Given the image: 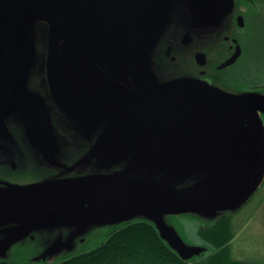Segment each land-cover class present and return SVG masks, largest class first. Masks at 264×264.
Masks as SVG:
<instances>
[{
    "label": "water",
    "instance_id": "water-1",
    "mask_svg": "<svg viewBox=\"0 0 264 264\" xmlns=\"http://www.w3.org/2000/svg\"><path fill=\"white\" fill-rule=\"evenodd\" d=\"M17 1H29L38 13L46 7L50 34L47 66L42 77L45 88L42 94L38 92L43 99L30 90V83L36 73H40L32 69L37 56L29 43L30 23L18 17L17 20L6 18L0 19V30L8 31L22 42L23 53L17 54L15 50V54L20 55V60L22 56L27 65L14 72L8 59L17 57L10 48L6 52L0 49V95H8L13 87L18 89L16 78L21 81L19 85L24 81L17 94L26 105V114L32 115L24 139L38 151L44 163L65 168L71 175L0 190V229L63 227L61 208L65 204L88 215L84 225L105 223L122 214L120 208L112 214L105 212L108 205L102 202L100 195L105 202L109 200L119 206L133 192L161 204L165 211H157L158 216L161 212L236 210L261 186L264 180V121L260 110H264V96L233 94L190 77L158 82L154 73H151V81L132 84L134 86L114 83L102 72L95 56L85 52V45L91 47L87 41L90 36L94 39L96 55L101 53L104 39V51L110 52L115 68L125 73L127 60L120 39L126 40V46L135 39L136 52L142 46L147 55L158 31L167 29L173 21L187 23L184 19L168 17V0ZM183 4L189 5L187 1ZM192 4H197L198 16L214 11L222 13L223 7L226 13H231L235 2L192 0ZM209 22L205 17L201 24ZM109 30L114 35L110 33L112 44L106 47L109 35L104 33ZM189 36L192 38L191 34H186L185 42L189 41ZM200 57L204 63L205 53H198L197 58ZM11 62L13 66L15 63ZM136 64L140 76L148 77L149 60L136 59ZM31 105L36 106L34 110ZM55 106L77 122L71 120L69 125L61 127L54 121L49 133H39L36 124L51 110H57ZM58 128L68 129L78 141H84L85 151L78 159L75 155L62 154L61 149L69 139L58 133ZM186 143L187 146L190 143L189 147L182 150L181 146ZM144 146L147 153L156 157L158 165L169 167L165 168L169 173L164 180L143 178L133 172L130 161L139 159L135 147ZM63 159L75 162L67 164ZM172 181L178 183L172 184ZM120 196H124L122 200ZM96 197L99 203L88 206V201ZM134 209L142 211L148 207L131 205L130 210ZM156 226L166 240L161 226ZM85 228L81 224L78 231ZM25 236V232L15 234L7 245ZM7 245H0V253ZM58 249L59 246L45 254Z\"/></svg>",
    "mask_w": 264,
    "mask_h": 264
},
{
    "label": "flooded vegetation",
    "instance_id": "flooded-vegetation-1",
    "mask_svg": "<svg viewBox=\"0 0 264 264\" xmlns=\"http://www.w3.org/2000/svg\"><path fill=\"white\" fill-rule=\"evenodd\" d=\"M185 1L188 2V6L183 4ZM234 2L235 5L231 12L232 18H230L231 22H228L230 23V29L225 30L221 27L224 26L222 13L214 11L211 14H200L197 16V4L191 5L192 0H168V17L184 19L187 23L181 24L173 21L167 29L158 31L147 55H145L142 46L136 52L135 39L129 41V46H126L125 39H120L124 59L127 60L125 73H122L120 68H115L110 52L104 51V39L101 42L102 51L99 55H96L93 49L94 39L91 36L87 41L92 48L85 45V52L95 56L102 72L107 76L108 80L114 83L132 85L140 84L143 81L149 82L151 81V73H154L158 82L190 77L203 80L233 94L264 96V81L261 77L264 71V64L261 52L255 51L253 47L260 33L257 30L251 31L247 28V25L248 27L260 26L263 22L264 0H234ZM247 3L251 4L254 11L248 12L242 9V5H248ZM34 5L36 6V4ZM33 7V4L29 1L0 0V19L10 18L17 20L18 17L21 20L25 19L26 23H30L32 28L30 32L28 31L31 41L29 43L34 48L37 56L32 69L35 68V70L40 71V73H36L35 79L32 80L30 85L36 84L37 92L42 94L45 88L42 84V77L47 66L46 52L50 33H45L43 30L47 21L45 15L46 7L44 6L41 13H38L37 10L35 11ZM16 10H22V12H16ZM19 13L20 16L18 15ZM261 16L262 20H259L258 18ZM205 17L209 18L210 22L203 25L205 29H202L201 22L202 18ZM109 31L104 33L109 35L106 47H111L112 44L113 38L110 33L114 35V32ZM135 33L139 34L138 31H135ZM186 34L192 35V38L189 36L188 42L184 41ZM8 48L14 54L16 50L18 54L23 51V44L12 34H9L8 31L0 30V49L6 52L5 50ZM38 49L40 50L38 51ZM200 52L205 53L204 63H202V57L197 58V54ZM15 56L17 57L16 54ZM232 58L234 60L231 63L222 66L228 60H232ZM136 59L149 60L147 67L149 68L148 77L147 75L144 78L140 76ZM11 60L15 63L13 66ZM8 63L14 72H17L20 68L23 69L27 65L22 61V56L20 60V55L15 59L9 58ZM15 81L18 89L13 87V89L9 90V96L0 95V100L5 101L0 104V190H4L7 184L24 183L12 178L14 171L18 169L22 173L26 171L27 174H29L28 167L38 171L43 170L45 173L43 180L39 179V181L35 182L51 180L55 175L57 177L71 175L65 172V168L52 166V163H44L38 151L29 142L25 141V129L29 126L32 115L26 114V105L17 94V91L20 92L19 87L24 85V81H22L21 85L18 83L21 82L18 78ZM11 95L16 96V99ZM6 96L14 102L9 104L7 102L9 99ZM35 107L31 105L33 110ZM261 112L260 110L263 118L264 112ZM65 130V128H58V133L63 134ZM67 132L66 136L69 142L61 149L62 154L65 153L67 155L68 153L71 156L75 155V157L82 155L85 151L84 142L78 141V137L70 130L67 129ZM79 146H81L80 149L78 148ZM63 161L67 164L70 163L64 159Z\"/></svg>",
    "mask_w": 264,
    "mask_h": 264
},
{
    "label": "rangeland",
    "instance_id": "rangeland-1",
    "mask_svg": "<svg viewBox=\"0 0 264 264\" xmlns=\"http://www.w3.org/2000/svg\"><path fill=\"white\" fill-rule=\"evenodd\" d=\"M118 1L123 2V0ZM247 4L248 5H242V9L248 12L254 11L251 4ZM223 11L221 16L224 18V26L221 27L222 29L229 30L230 23L228 22H231L230 18H232V14L226 13L224 7ZM258 19L262 20V16ZM48 26L49 23L47 20L43 27L45 33H48ZM201 28L205 29L203 25ZM247 28L251 31L257 30L258 33H260L253 47L255 51L261 52L264 64V17L260 26L248 27L247 25ZM39 50L40 49H38V51ZM261 77L264 81V71ZM30 90L37 92L36 84H31ZM39 96L41 97L40 94ZM44 101L47 102V100ZM3 102L5 101L0 100V104ZM55 107L57 110L54 112L51 110L46 117H43L41 121L36 124L39 133H49L51 130V123H54V121L55 124L61 127H63V124L69 125L71 120L75 121V118L71 117V115L64 111H58L60 108L57 106ZM263 112L264 110H262L261 113ZM67 134L68 132L66 129L63 135L66 136ZM179 137L180 141H182L180 135ZM189 144L190 143H188V146L187 143L181 146L182 150L188 148ZM78 148L80 149L81 146ZM135 149L136 154H139V159L130 161L133 166V172L139 174V176L143 178L158 179L159 181L164 180L166 174L169 173V170H165V168L169 167L158 165L156 157L153 158L150 153L146 152V146L141 148L135 147ZM175 149L179 150L178 147ZM175 155L176 153H174V156ZM80 156L81 155H78L75 159H78ZM73 162H75V160L70 162V164ZM123 166L124 165L121 167ZM222 167L223 165L219 167V170H221ZM28 172L29 174H27L26 171L22 173L20 169L14 171L12 178L24 183L7 184L4 189L12 185H32L35 184V181H39V179L43 180L45 176L43 170L38 171L28 167ZM54 178L57 179V175H55ZM176 183H178V181H172V184ZM137 195L136 192H133L132 195L119 206L117 203L112 204L109 200L105 202L106 199L100 195L102 202L108 205L105 208V212L112 214V212L120 208L122 214L120 218H113L112 221L105 223L84 225L85 218L88 215L79 211L80 209L75 208V206L65 204V206L61 208V218L64 222L62 224L63 227H58L59 225H45L43 227L28 226L25 228L0 229V245H7L9 239L15 234L26 233V236L22 238V240H17L7 245L5 251L0 253V260H8L13 264H58L65 258L86 252L101 245L116 228L122 227L132 221L143 220L161 226L165 233L166 241L182 256H185L187 260L195 263L206 259L217 251L210 242L201 237L200 229L207 228L223 216L229 215L234 229V237L231 241L233 256L250 264H264V181L248 202H245L236 210L217 212L186 211L180 213L161 212L160 217L156 212L160 210L165 211L164 207H161V204L155 201L145 200ZM123 197L124 196H120L119 200H122ZM94 203H99V197L90 199L88 201V206ZM131 205L134 208L148 207V210L139 211L134 209L131 211ZM88 211L93 213L91 210ZM81 224L86 228L78 231ZM58 238L60 239L58 240ZM62 241L64 242L60 244ZM58 246L59 249L57 251L46 256L45 253L55 250Z\"/></svg>",
    "mask_w": 264,
    "mask_h": 264
},
{
    "label": "trees",
    "instance_id": "trees-1",
    "mask_svg": "<svg viewBox=\"0 0 264 264\" xmlns=\"http://www.w3.org/2000/svg\"><path fill=\"white\" fill-rule=\"evenodd\" d=\"M230 219L225 215L209 227L200 229L201 237L217 251L195 263L175 250L155 224L136 220L113 230L101 245L65 258L58 264H250L233 256L234 229ZM0 264L13 263L0 260Z\"/></svg>",
    "mask_w": 264,
    "mask_h": 264
}]
</instances>
